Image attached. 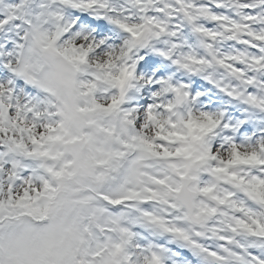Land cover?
I'll list each match as a JSON object with an SVG mask.
<instances>
[{
	"label": "snow or ice",
	"instance_id": "obj_1",
	"mask_svg": "<svg viewBox=\"0 0 264 264\" xmlns=\"http://www.w3.org/2000/svg\"><path fill=\"white\" fill-rule=\"evenodd\" d=\"M0 264H264V0H0Z\"/></svg>",
	"mask_w": 264,
	"mask_h": 264
}]
</instances>
